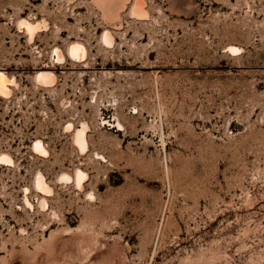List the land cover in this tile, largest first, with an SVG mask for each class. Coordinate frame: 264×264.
<instances>
[{
  "label": "rangeland",
  "instance_id": "374dc122",
  "mask_svg": "<svg viewBox=\"0 0 264 264\" xmlns=\"http://www.w3.org/2000/svg\"><path fill=\"white\" fill-rule=\"evenodd\" d=\"M113 10L0 0V264H264V0Z\"/></svg>",
  "mask_w": 264,
  "mask_h": 264
},
{
  "label": "bare ground",
  "instance_id": "6f19581e",
  "mask_svg": "<svg viewBox=\"0 0 264 264\" xmlns=\"http://www.w3.org/2000/svg\"><path fill=\"white\" fill-rule=\"evenodd\" d=\"M98 4L102 5L105 10L107 11V14L111 15L115 11L113 10V6L117 3H123L124 0H94ZM134 13L143 15L144 11L139 3L136 4L134 7ZM23 24L26 25L27 30L31 33V36L33 35V32L35 29H37L38 26L34 25L30 21L24 20L22 22ZM103 42L107 45H110L114 42V37L112 33L109 30H105L102 36ZM232 50L236 51L238 48L232 46ZM56 53L58 56L59 60L65 59L64 54L59 50V48L56 49ZM68 55L72 59H83L87 55V49L86 47L78 41L72 42L68 48ZM35 80L38 83L44 84V85H51L56 81V74L54 71L41 68L37 70L36 75H35ZM15 83L13 79H10V77L7 75V73L3 70L0 69V95L1 96H9L12 92L10 86ZM69 127H72V124L69 125ZM75 140L78 143V145L81 148H87L88 142H87V136H86V126H82L81 128L76 130L75 133ZM34 148L36 151L41 152V153H47L46 147L43 145V142L41 140H36L34 143ZM0 163H13V158L11 155L7 153H0ZM71 176L64 174L63 178H70ZM86 174H84L82 171L78 170L76 173V181L79 186H82L83 180L85 179ZM36 186L44 193V195H47L51 193L52 187L49 185L47 180L45 179L44 175L42 173H39L37 179H36ZM48 202L46 198H42L41 200V205L42 206H47ZM45 206V207H46Z\"/></svg>",
  "mask_w": 264,
  "mask_h": 264
}]
</instances>
